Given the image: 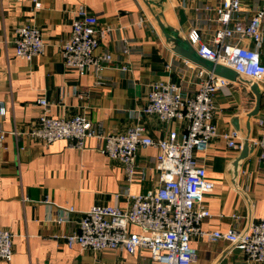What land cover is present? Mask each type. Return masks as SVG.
<instances>
[{
	"label": "crops",
	"instance_id": "0c3cea01",
	"mask_svg": "<svg viewBox=\"0 0 264 264\" xmlns=\"http://www.w3.org/2000/svg\"><path fill=\"white\" fill-rule=\"evenodd\" d=\"M39 1V7H34ZM218 0H0V115L4 136L0 139V227L13 233V255L0 264H150L147 250L83 249L68 247L58 237L77 229L83 211L94 204L129 205V194H143L156 184L154 146L138 148L135 176L128 180L123 166L109 159L100 147L104 140L88 138L82 149L65 139L44 145L26 135L37 119V99L48 102L53 117L83 114L101 134L124 132L141 124L154 139L168 129H181L185 120L165 125L157 115L141 111L151 84L169 79L183 93L198 88L200 71L210 61L200 58L186 33L198 28L204 38L218 27L214 7ZM244 15L252 14L259 0H242ZM79 7L109 27L99 40L96 53L109 52L111 60L99 77L90 69L79 75L64 65L61 43L67 39ZM28 23L43 32L44 51L26 61L15 54L12 38L17 25ZM245 46L251 41L242 40ZM126 49V51H124ZM260 59L264 64V21ZM126 67V69H122ZM249 82L252 81L249 78ZM261 99L257 113L249 83L240 79L220 87L214 94V123L220 132L235 130L243 143L257 137V118L264 113V83H257ZM221 136L195 155L203 161L213 188L204 197L211 216L205 230L226 231L235 217L239 225L264 218V161L253 148L246 157ZM74 210L69 212L68 207ZM64 217L65 220H59ZM129 231L139 232L135 226ZM197 249L194 264H264L250 260L225 241L210 242L192 236Z\"/></svg>",
	"mask_w": 264,
	"mask_h": 264
},
{
	"label": "built area",
	"instance_id": "2783aa9c",
	"mask_svg": "<svg viewBox=\"0 0 264 264\" xmlns=\"http://www.w3.org/2000/svg\"><path fill=\"white\" fill-rule=\"evenodd\" d=\"M39 5V1H34V7ZM213 11L218 27L206 38L198 28L191 27L186 33L188 43L200 58L227 66L256 83H264V64L260 59L264 0H259V6L248 16L244 15L242 0H218ZM106 31L109 27L99 26L94 14L79 7L69 35L61 43L64 65L79 75L93 69L98 76L111 60L109 52L96 53ZM14 34L12 43L17 57L30 61L44 51L40 28L23 23L15 27ZM242 40L251 41L252 46L243 45ZM198 78V88L191 93H183L180 84L167 78L151 84L141 111L157 115L166 126L175 120L186 121L181 129H168L165 136L156 139L146 134L141 124L124 132L103 135L83 114L53 117L46 99H37L40 113L26 135L44 145L65 139L75 149H82L88 138H101L104 140L101 152L121 163L128 180L136 174L137 149L147 146L158 149L155 186L143 194H129L127 207L94 204L83 211L75 231L58 235L68 247L79 245L83 249L129 253L145 249L150 264H194L197 249L190 240L195 235L210 242L225 241L248 259L264 262V218L241 227L239 218L235 217L226 231L201 227L202 221L211 216L204 197L212 190L213 182L206 178L205 164L195 153L205 151L216 136L223 137L226 145L236 150L241 148V142L235 130L220 132L214 123L213 97L220 87L228 84V79L209 71H200ZM4 113L5 107L0 105V115ZM256 123L259 133L251 142L258 150L259 160L264 161V113ZM3 136L0 125V139ZM67 210L72 212L74 208L70 206ZM129 226L137 227L139 232L129 231ZM12 255L13 233L7 227H0V260L10 261Z\"/></svg>",
	"mask_w": 264,
	"mask_h": 264
},
{
	"label": "water",
	"instance_id": "95a60500",
	"mask_svg": "<svg viewBox=\"0 0 264 264\" xmlns=\"http://www.w3.org/2000/svg\"><path fill=\"white\" fill-rule=\"evenodd\" d=\"M208 71L212 72L215 75L229 79L231 81H234L236 79H240L244 83H249L250 89L254 93L256 101H255L254 108L248 113V117H251L257 113V111L259 109L260 99H261V92L259 91V87H258V84L256 82H252V83L249 82L247 79H244V78H242V76L237 74L233 69H231L227 66L221 65V64H214V63L210 62V65L208 67ZM253 148H254V146H253L252 142H250L248 140V138H245L243 140L242 145H241V152L238 155V157L236 158V161H235L236 164L239 160L243 159L250 152H252Z\"/></svg>",
	"mask_w": 264,
	"mask_h": 264
}]
</instances>
